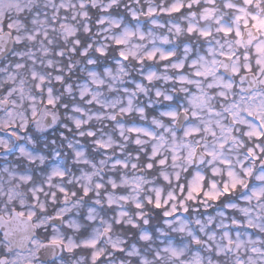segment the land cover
Here are the masks:
<instances>
[{"label":"clouds","instance_id":"clouds-1","mask_svg":"<svg viewBox=\"0 0 264 264\" xmlns=\"http://www.w3.org/2000/svg\"><path fill=\"white\" fill-rule=\"evenodd\" d=\"M257 133L264 0H0V264H264Z\"/></svg>","mask_w":264,"mask_h":264},{"label":"snow or ice","instance_id":"snow-or-ice-1","mask_svg":"<svg viewBox=\"0 0 264 264\" xmlns=\"http://www.w3.org/2000/svg\"><path fill=\"white\" fill-rule=\"evenodd\" d=\"M207 35V33H205ZM257 135L264 137V133H257Z\"/></svg>","mask_w":264,"mask_h":264}]
</instances>
